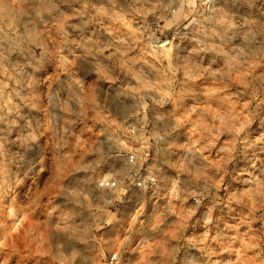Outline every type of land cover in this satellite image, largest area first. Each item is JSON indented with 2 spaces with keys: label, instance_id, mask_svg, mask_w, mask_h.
I'll return each instance as SVG.
<instances>
[{
  "label": "clouds",
  "instance_id": "1",
  "mask_svg": "<svg viewBox=\"0 0 264 264\" xmlns=\"http://www.w3.org/2000/svg\"><path fill=\"white\" fill-rule=\"evenodd\" d=\"M0 264H264V0H0Z\"/></svg>",
  "mask_w": 264,
  "mask_h": 264
}]
</instances>
